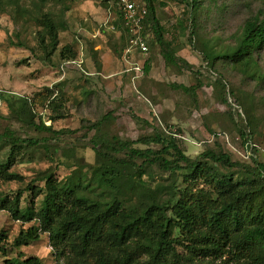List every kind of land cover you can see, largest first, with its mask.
Wrapping results in <instances>:
<instances>
[{
	"label": "rangeland",
	"instance_id": "rangeland-1",
	"mask_svg": "<svg viewBox=\"0 0 264 264\" xmlns=\"http://www.w3.org/2000/svg\"><path fill=\"white\" fill-rule=\"evenodd\" d=\"M202 3L192 28L185 5L157 2L164 38L172 40L176 57L187 63L173 66L164 60L149 29V54H124L127 36L114 0H0V135L12 134L17 141L13 148L0 140V163L10 175L0 180V198L13 201L23 190L20 208H36L43 196L33 201L29 188L41 189L46 174H53L58 182L92 180L100 165L93 140L137 141L155 133L170 137L171 130L177 131V144L192 159L220 145L233 161L249 166L254 161L264 163V50L248 64L221 60L213 68L205 65L202 55L204 48L214 56L232 53L249 19L264 22V0ZM44 15L58 28L55 49L49 37L45 46L39 38L44 29L38 20ZM103 57L110 65L122 62L116 71L122 72L124 81L109 86L96 76ZM135 64L145 68L136 87L132 73L126 72ZM180 86L190 88V93ZM12 97L25 98L28 104L24 108L15 101L10 109L7 100ZM31 118L53 127L54 132L30 125ZM239 130L249 135L253 150L245 146ZM224 133L230 145L219 136ZM216 138L219 143L214 144ZM31 141L36 145H30ZM135 147L161 149L158 145ZM142 170V179L153 189L168 187L176 178L157 166ZM123 173L125 178L131 175ZM38 225L35 219L24 223L0 210V246L4 248L0 264L5 257L17 256L38 257L43 264L65 263L61 248L53 247L47 233L29 245L13 246L22 230Z\"/></svg>",
	"mask_w": 264,
	"mask_h": 264
},
{
	"label": "trees",
	"instance_id": "trees-1",
	"mask_svg": "<svg viewBox=\"0 0 264 264\" xmlns=\"http://www.w3.org/2000/svg\"><path fill=\"white\" fill-rule=\"evenodd\" d=\"M172 1L185 5L190 25L196 27L202 0ZM146 2L149 13L144 37L148 46L146 31L149 29L167 64L187 66L176 57L172 40L164 38L157 17V1ZM38 22L44 29L39 34L41 43L45 46L49 37L55 49L59 37L54 21L44 15ZM263 50L264 22L254 18L244 25L232 53L214 56L204 48L202 55L205 65L213 68L221 60L233 65L248 64ZM75 56L72 53L71 57ZM179 88L187 93L191 91L184 86ZM15 101L24 108L28 104L25 98H8L10 109ZM28 123L54 132L53 127L42 121L36 124L31 118ZM176 132L170 130V137L155 133L137 141L93 140L100 159L92 174L95 184L81 178L58 182L53 174H46L41 189L29 188L33 201L43 196L36 208H20L23 190L18 191L13 201L0 198V210L11 212L24 223L35 219L39 224L22 230L13 246L29 245L47 233L53 247L61 248L64 264H88L89 261L95 264H264V163L254 161L249 166L233 161L220 145L192 159L177 144ZM239 134L246 147L253 145L243 130ZM226 135L219 136L225 139ZM0 140H7L13 148L17 143L9 133L0 135ZM29 143L36 145V142ZM216 143H219L217 138ZM138 144L158 145L161 149H139L135 147ZM147 166H157L176 178L168 187L160 185L153 189L142 179V168ZM5 169V164L0 163V180L10 177ZM124 171L131 172L130 177L125 178ZM240 172L243 174L239 175ZM165 190L167 193H163ZM3 250L0 246V252ZM4 264L43 262L38 257L17 256L5 257Z\"/></svg>",
	"mask_w": 264,
	"mask_h": 264
},
{
	"label": "built area",
	"instance_id": "built-area-1",
	"mask_svg": "<svg viewBox=\"0 0 264 264\" xmlns=\"http://www.w3.org/2000/svg\"><path fill=\"white\" fill-rule=\"evenodd\" d=\"M118 10L120 26L127 36V46L125 55L131 52H137L142 56L149 54V46L144 37V24L147 20L149 9L146 0H114ZM159 3H170L172 0H155ZM75 63V62H73ZM80 64V63H79ZM127 73H132V83H136L144 77L145 68L141 65H133ZM177 137L176 134H174ZM226 142L230 145L228 136H225ZM251 150L254 145L249 147Z\"/></svg>",
	"mask_w": 264,
	"mask_h": 264
},
{
	"label": "crops",
	"instance_id": "crops-1",
	"mask_svg": "<svg viewBox=\"0 0 264 264\" xmlns=\"http://www.w3.org/2000/svg\"><path fill=\"white\" fill-rule=\"evenodd\" d=\"M124 33V32H123ZM125 35V34H124ZM135 53L136 54H138L137 52H131L130 54H128V55H135ZM124 54H125V51H124ZM132 55V56H133ZM140 55V54H139ZM128 62L126 61V64H127ZM129 64V63H128ZM121 66H122V62H119V65H116V64H114V65H110L109 63H107L106 62V60L104 59V57H103V61H102V64H101V66H100V70L99 71H96L95 73H96V76H101V77H103L107 82L106 83H108V85L110 86V85H113L114 86V83H117V84H119V83H121L122 82V80L124 81L125 79H124V77L121 75L122 74V72H118V71H116V70H118L117 68L118 67H120L121 68ZM124 66H125V64H124ZM131 65H129L128 67H127V69H126V72L133 66H131ZM123 74H125V73H123Z\"/></svg>",
	"mask_w": 264,
	"mask_h": 264
}]
</instances>
